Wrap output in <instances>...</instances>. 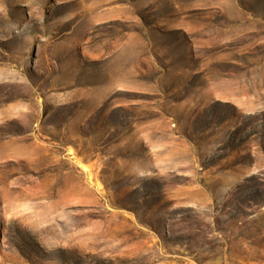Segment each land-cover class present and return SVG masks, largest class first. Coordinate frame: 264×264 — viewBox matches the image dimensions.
Returning a JSON list of instances; mask_svg holds the SVG:
<instances>
[{"label":"rangeland","instance_id":"374dc122","mask_svg":"<svg viewBox=\"0 0 264 264\" xmlns=\"http://www.w3.org/2000/svg\"><path fill=\"white\" fill-rule=\"evenodd\" d=\"M0 264H264V0H0Z\"/></svg>","mask_w":264,"mask_h":264}]
</instances>
